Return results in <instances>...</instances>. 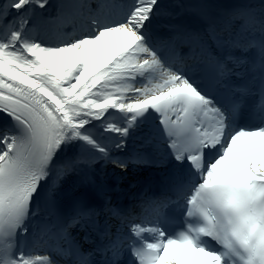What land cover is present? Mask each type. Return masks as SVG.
Segmentation results:
<instances>
[{
	"label": "snow or ice",
	"instance_id": "1",
	"mask_svg": "<svg viewBox=\"0 0 264 264\" xmlns=\"http://www.w3.org/2000/svg\"><path fill=\"white\" fill-rule=\"evenodd\" d=\"M0 264H264V0H0Z\"/></svg>",
	"mask_w": 264,
	"mask_h": 264
}]
</instances>
